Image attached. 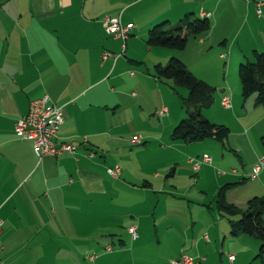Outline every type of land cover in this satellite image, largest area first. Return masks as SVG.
<instances>
[{"label":"crops","instance_id":"crops-1","mask_svg":"<svg viewBox=\"0 0 264 264\" xmlns=\"http://www.w3.org/2000/svg\"><path fill=\"white\" fill-rule=\"evenodd\" d=\"M8 7L13 9L12 13L6 11ZM260 11L257 15L255 5L245 0H0V220L3 223L0 264H86L85 235L94 224L100 233L128 237L117 236L110 242L95 239L99 255L89 257L91 264H174L186 252L197 264H253L251 258L258 252L260 242L247 235L231 236L229 219L218 210L217 204L216 211L213 209V198L206 206L209 195L205 188L198 184L188 188L175 182L179 169L174 154L193 151V143L170 138L168 145L159 147L169 161L157 170L131 167L117 157L127 150V139L135 131L126 129L127 122L113 121L123 107L121 94L125 96L127 91H116V82L123 79L117 75L116 79L110 78L121 56L126 57V51L113 57L116 50L112 46L122 40L109 36L103 21L109 17L119 19L123 25H133L128 39L122 41L121 52L127 42L130 46L142 42L145 31L156 23L171 24L183 15L206 17L210 31L198 38L190 37L187 43L203 52L207 45L229 48L232 58L240 64L253 60L255 52H264V4ZM136 12L146 13L143 29ZM147 48L150 52L158 47ZM186 48L174 54L166 53L163 58L154 57L153 65L174 56L188 67L191 56ZM222 56L219 58L226 60ZM193 75L198 77L196 73ZM133 80L128 79L125 87L138 90L145 79ZM146 80L157 84L156 92L163 103L161 81ZM227 91L222 90L221 98L230 96L235 117L224 123L230 131L225 142L238 156L243 169H233L227 175L219 172L222 177L217 180L219 186L227 183L225 191L247 188L239 202L227 198L226 193V203L242 208L253 197L264 198V171L256 179L259 183L253 180L251 187H246L253 166L264 157L263 151L257 152L259 137L264 136V108L256 101L242 102L235 88L229 94ZM130 95L134 97L133 108L143 110L138 94ZM44 96L62 108L64 123L57 132L56 143L76 145L74 154L38 160L31 143L15 136V123L27 114L32 101ZM158 105L156 101L149 106L155 116L160 111ZM249 110L260 119L247 126L243 122ZM181 118V114H176L169 118L171 124H163L164 134L160 137L164 139L156 140L147 131L138 132L141 142L133 146L143 148L136 147L139 149L129 151V155L148 150L146 139H154L155 143L165 141V131L174 128ZM160 129L155 124L158 134ZM251 130L257 147L253 146ZM238 154L247 157V162ZM194 161L201 159L197 156L185 163L194 176L213 163L212 159L210 163H202L195 172ZM113 166L120 169L117 178L107 174V169ZM184 206V222L178 223L172 216L176 208ZM201 206L208 211L205 219L199 216ZM82 207L98 211L101 218L87 217ZM131 227L135 228L136 239L129 233ZM150 235H162L165 241L167 237L175 238L178 246L173 256L147 257L146 246L154 241ZM116 243L120 249L115 251ZM205 244H210L209 248ZM230 256H233L231 261ZM261 259L259 264L264 260Z\"/></svg>","mask_w":264,"mask_h":264},{"label":"rangeland","instance_id":"rangeland-1","mask_svg":"<svg viewBox=\"0 0 264 264\" xmlns=\"http://www.w3.org/2000/svg\"><path fill=\"white\" fill-rule=\"evenodd\" d=\"M150 4L153 5V2H150ZM146 9H147V6L145 7V11ZM6 11L12 13L13 9L11 7H8ZM130 15L132 16V14ZM136 17H137V20L139 21L138 24L140 25V28L143 29L146 26V13L136 12ZM183 17L184 15L182 16V18ZM193 17H196V16L194 15L191 18ZM180 19L181 18L174 19L173 21H171V24L176 25ZM145 32L146 33L144 37H142V42H138V41L134 42L131 46H130V42H127L126 47L124 45V49L121 52H120L121 45L123 44L122 41L114 43V46H112L116 50L115 52L114 51L112 52L113 54H116L113 57L120 55L119 53L124 54V51H126V57L121 56L122 57L121 61L118 63L110 79L112 78L116 79L114 78L116 77V75L118 76V79H123V81L116 82L118 86L116 91L117 92L120 90L127 91V93L125 92V96L121 94L120 102L123 107L120 108L119 111H117V113L114 115L113 121H115L116 123H126L127 122L129 126L126 129L135 131L134 132L135 135H133L132 138L138 137V136L140 137L141 134L138 132L147 131V132H150L151 136L153 138H156V140L158 138L164 139L163 137H160L161 134H164L163 124H167V125L171 124L169 121L170 117L175 116L176 114L182 115V118L179 119V121H177L176 125L182 120L187 119L186 110L183 105V99H186L188 97V90L174 85L173 82L171 81L161 82L159 83L160 96L163 100V103H161V99H159L158 93L156 92L157 84H155V82H148L146 79H154L152 77V72L154 68V65H153L154 57L161 56V58H163L162 56L166 53L167 54L168 53L174 54V53L172 50H169L166 48H160V47L154 48L149 52L146 46V43H145L147 40V31ZM240 42H241V45H245V42L243 41H240ZM186 47H187L185 50L186 53H188L189 56H191L190 57L191 60L188 59L189 60L188 62L190 63V65L186 68L191 73L192 72L196 73L199 77L198 78L196 76L198 79L200 78L207 79L209 81L207 83L210 85L213 91L212 92L213 102L211 106L208 109L202 110L201 114L211 124H214L217 126L221 125V126L226 127L224 123L228 121L231 122L230 117L234 118L235 115H234V112L232 111L233 110L232 108L227 110L221 105L222 90L227 89L228 90L227 94H229L232 91V88L233 89L235 88L237 92H239V94L241 95V90L239 91L240 83H239V78H238V73H237L239 63L236 59L232 58V54L230 53L229 48L224 49L218 45L213 46V47H210V45H207L205 46L206 48H203L205 50L203 52L202 49L198 50L196 46L192 47L191 43L190 44L187 43ZM235 48L236 47H234V49ZM260 53H264V52H260ZM220 55H224L226 60H221L219 58ZM171 57H174V56H171ZM169 58L170 57H168L167 59H161L160 65L163 67L166 66ZM250 61H252V59ZM245 62L247 61H244L243 63ZM98 72L99 71H96V73ZM131 73L134 74L133 77L130 76ZM140 78L145 79V80L141 82V84L138 87V90L137 89L132 90L130 87L129 88L125 87L124 84L125 83L128 84L127 82L128 79H135L133 80V82H136V79H140ZM132 92H135V94H138V98L139 100L142 101L141 102L142 106H144L142 107L143 110H139L138 108H135V109L133 108V103L135 102H133L134 97L130 95ZM241 99H242V102L246 101L247 103L248 102L252 103V101L255 102L256 95H252L245 100L241 96ZM156 101H158V104H159L158 108L160 111L163 108H166L167 115L163 117L159 116L158 113H160V111H157L158 112L157 116L159 117L153 115L154 111H151V108L149 106L151 103H154ZM136 106H138V104ZM259 119L260 118L257 115V113H253L251 112V110H249L247 120L244 121L243 124L248 126L249 124ZM140 122L144 124L145 123L146 124L149 123V124L141 125ZM155 124L157 125L158 129L161 128L160 134H158L157 131L155 130ZM232 127L234 129L233 125ZM172 130H173V127H171L170 131H167V132L165 131L166 139L165 141H162L161 143H157V142L155 143L153 141L154 139H152L151 141H148L146 139L145 145H147L148 150H145L144 152H141V153H135L133 156L129 155V151H134L135 149H139L136 147L143 148V146H133L131 145L132 138L127 139L128 141L127 150L121 152L119 155H117V157H119V159H124V161L128 162L131 165V167L143 166L144 169L157 170L169 161L168 157H165L164 156L165 154L159 150V147L163 144L168 145L170 143V135H171ZM124 132H125V129H124ZM251 135L253 136V141H252L253 146L257 147L258 142L254 138L253 130L250 131V136ZM261 138L259 137L260 143H259V149L257 150L258 153L260 151L264 152V146L262 144ZM120 144L118 145V147H120ZM191 145H193L192 146L193 151L188 152V153L185 151H181V154H178V153L174 154V156L177 157L176 158L178 160L177 167L179 169L177 172V177H175L176 178L175 182L181 186H188V188L191 186H195L197 184L198 186L200 185L203 188H205L207 194L209 195V199L207 200L206 206L208 205L209 201H211V198H213L214 200L213 209L216 211L218 194L221 188L227 184L226 182H224L222 185L220 186L218 185L219 181L217 180V178L222 177V175L219 174V172L227 175L233 169L237 171L242 170L243 168L241 166L240 160L238 156H235L234 153L230 151L231 149L228 147V144H226V142H224V144H220L216 140L209 138L201 142L193 143ZM203 155L210 157L213 160V163L211 164V166L208 165L207 170L204 171L203 169L202 172H200L198 176H194L191 168L187 166L185 163H187V160L189 158H196L197 156L201 158ZM238 155L239 157H242L240 156V154ZM242 158L246 160L245 162H247V157H242ZM247 169L248 168L245 167V170ZM235 183H239V182L235 181ZM253 183L254 182L252 180L248 179L246 181V187H251L249 185H252ZM257 183L259 182L257 181ZM241 187H237L232 190L224 191L222 196L225 202H227L226 193H228L227 198H229L230 200L232 199V200H236V202L237 201L239 202V199L242 198L243 192L246 191L244 189H247L245 187L244 188H241ZM234 206L240 211H245L247 208V207L240 208V207H237L236 205ZM96 210H98V208ZM82 211L86 212L87 217L88 216H99L101 218L100 216L101 213L99 214L98 211L92 212L91 209H84L83 207H82ZM183 211L186 212V206H184L183 208L181 207L180 209L176 208V213L173 214L172 218L178 223L179 222L183 223L184 222V219L182 217V214H184ZM206 214H208L207 208L203 206L199 207V216L202 219H205L204 215ZM193 216L197 218V214L195 212H193ZM262 216L264 220V213ZM205 234H209V233L207 232ZM176 235H179V234L176 233ZM117 236L125 237L126 239L128 237V235L110 236L107 233H100L98 232V227H96L95 224L92 225V228L89 229L87 231V234L85 235V240H86L85 249L87 250L86 251L87 255L85 257L86 264H91L88 260L90 256L94 254L99 255V251L96 250L95 245H94L95 239L98 240L102 238L110 242L112 238L117 239ZM150 236H151V240H154V241H150L146 246V253L148 254L147 257L149 258L152 257V259L154 258L163 259L166 257L173 256L178 246V245L175 246V238L167 237L165 241L164 239H162V235H150ZM129 243L131 244L130 239H129ZM129 243H127L126 245L127 248H129ZM220 244H221V241H219L218 243V247H219L218 253L221 250ZM140 246L141 245H138L137 247H140ZM155 246L157 247V249H155ZM205 246L209 248L210 244L208 245L205 244ZM259 248H258V252H259ZM113 249L119 250L120 247L116 243ZM258 252L255 254L256 256L254 255L251 258V261L253 264H259L262 260L260 257H258ZM221 253L225 254L224 251H222ZM188 254L186 252L187 257L194 258L192 256H189ZM214 258L215 256L213 255V259Z\"/></svg>","mask_w":264,"mask_h":264},{"label":"trees","instance_id":"trees-1","mask_svg":"<svg viewBox=\"0 0 264 264\" xmlns=\"http://www.w3.org/2000/svg\"><path fill=\"white\" fill-rule=\"evenodd\" d=\"M157 24V25H156ZM151 26L147 32L146 45L149 48L160 47L173 52L183 51L190 37L198 38L210 31V23L206 17L184 16L176 25L163 21ZM241 96L247 99L256 95V104L264 108V53L255 52L252 61L240 63L237 69ZM152 77L161 81H171L174 85L188 90V97L183 99L187 119L179 122L172 130V141L185 143L201 142L212 138L223 143L229 136V129L207 121L201 114L212 102V89L209 84L194 76L185 64L176 57H170L166 66L157 64L153 68ZM264 146V136L261 138ZM221 188L218 194V210L229 219L230 235H247L260 242L258 257H264V198H252L245 211L227 204L223 199ZM236 218V220H232ZM264 264V260L262 262Z\"/></svg>","mask_w":264,"mask_h":264},{"label":"built area","instance_id":"built-area-1","mask_svg":"<svg viewBox=\"0 0 264 264\" xmlns=\"http://www.w3.org/2000/svg\"><path fill=\"white\" fill-rule=\"evenodd\" d=\"M245 1L253 3L256 7L257 15L261 14L260 7L264 4V0ZM103 24L105 31L109 36L122 40L123 42L128 39L131 30L133 29L132 24L123 25L119 19H111L109 17L104 19ZM221 58L224 59V56ZM221 105L227 110L231 109L232 105L230 96H223L221 99ZM158 115L161 117L167 115L166 108H163ZM63 123L64 117L62 108L54 105L47 96H44L29 104L27 114L15 123L14 134L19 140L31 143L33 153L38 160H41L44 157H55L63 153L74 154L77 149L76 145L56 143L57 132ZM140 140L141 138L139 136L133 137L131 144H139L141 142ZM200 159V162L194 161L193 169L195 172L199 170L200 164L211 162V158L206 155H203ZM262 171H264V158L258 160L253 166L249 179L252 181L256 180ZM119 173L120 169L118 166H113L112 168L107 169V174L112 178H117ZM2 226L3 223L0 220V230ZM129 233L133 239H136L137 235L134 227L129 229ZM107 251H111L110 246L107 247ZM229 260H233V256H230ZM174 264L197 263L195 258H186V254L182 253Z\"/></svg>","mask_w":264,"mask_h":264},{"label":"bare ground","instance_id":"bare-ground-1","mask_svg":"<svg viewBox=\"0 0 264 264\" xmlns=\"http://www.w3.org/2000/svg\"><path fill=\"white\" fill-rule=\"evenodd\" d=\"M186 258H191V257H187V256H186Z\"/></svg>","mask_w":264,"mask_h":264}]
</instances>
